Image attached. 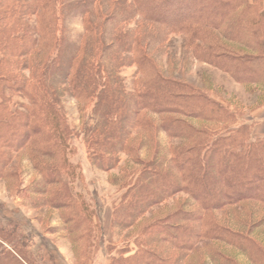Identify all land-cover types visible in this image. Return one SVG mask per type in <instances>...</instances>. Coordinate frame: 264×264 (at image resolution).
I'll list each match as a JSON object with an SVG mask.
<instances>
[{"label":"trees","instance_id":"obj_1","mask_svg":"<svg viewBox=\"0 0 264 264\" xmlns=\"http://www.w3.org/2000/svg\"><path fill=\"white\" fill-rule=\"evenodd\" d=\"M170 35L264 108V0H0V179L14 155L28 157L42 179L34 203L58 211L75 264L89 263L94 216L66 184V99L92 105L82 141L94 171L126 157L111 229L131 238L110 264H264V135L207 81L158 68L153 50ZM4 244L0 264H31Z\"/></svg>","mask_w":264,"mask_h":264},{"label":"rangeland","instance_id":"obj_2","mask_svg":"<svg viewBox=\"0 0 264 264\" xmlns=\"http://www.w3.org/2000/svg\"><path fill=\"white\" fill-rule=\"evenodd\" d=\"M73 29L78 32L82 30L79 26H73ZM183 45L182 37L170 35L162 46L154 48L153 58L158 68L165 72L171 71L169 67L172 64L180 69L181 74L186 70L185 78H190L199 87H206L204 83L207 81L211 85V96L228 105L237 114L239 122L255 127L259 125L260 119L264 118V108L260 103L257 104L255 96L248 94L226 74L190 60ZM120 77L129 87L130 82L139 76L136 67L130 66L121 70ZM13 102L22 100L14 98ZM62 105L67 123L75 134L69 141L67 152V160L75 169L74 177L66 181L68 191L77 203L94 216V237L88 251V264H110L112 256L125 245L124 240L131 238L127 234H123L121 239L115 238L111 229L112 208L123 193L111 181L126 164V157L121 156L120 168L117 170L110 173L94 171L87 161L82 141L85 124L91 122L92 105L83 112L73 99H66ZM254 136L257 137L255 134ZM160 142L167 146L178 143L167 140L165 135L160 136ZM145 158L144 156L143 159ZM41 182L42 179L23 152L13 156L7 174L0 179V241L5 240L3 247L7 250L12 248V242L31 264H75L74 247L63 229L58 211L38 208L34 203L40 198L35 194L38 192L35 187L40 186ZM179 199L187 200V197L181 195ZM165 212L159 211L160 215L166 214ZM101 240L104 241L103 244Z\"/></svg>","mask_w":264,"mask_h":264},{"label":"crops","instance_id":"obj_3","mask_svg":"<svg viewBox=\"0 0 264 264\" xmlns=\"http://www.w3.org/2000/svg\"><path fill=\"white\" fill-rule=\"evenodd\" d=\"M260 124L256 125V127L254 128V134L257 136H263L264 135V118L260 119Z\"/></svg>","mask_w":264,"mask_h":264}]
</instances>
